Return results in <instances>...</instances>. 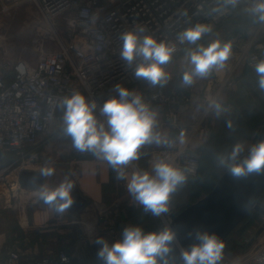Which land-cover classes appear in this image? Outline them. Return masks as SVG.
<instances>
[{"label":"built area","instance_id":"1","mask_svg":"<svg viewBox=\"0 0 264 264\" xmlns=\"http://www.w3.org/2000/svg\"><path fill=\"white\" fill-rule=\"evenodd\" d=\"M23 3L31 4L38 16L31 39L38 58L31 66L21 60L10 65L0 57L2 211L16 207L19 202L24 205L21 197L35 191L22 188L19 176L24 171L36 172L47 166L40 161L38 140L57 121L63 98L73 91H80L89 100L102 105L106 95L114 92L115 85L130 86L142 80L133 75L135 64L142 58H137L132 67H127L120 58V35L124 31L133 26L145 27L147 32L144 34H151L158 41H167L175 46L173 58L188 44H181L176 39L185 28L202 23L213 31L232 17V9L238 6L247 16H253L246 11L253 0H239L235 5L231 0H0V13H8ZM47 43L53 49L46 50ZM229 43L231 56L223 67L222 78L240 66L255 71L254 66L264 52V39L253 42L241 55L237 54L242 50L240 41L231 40ZM211 75L210 82H221L215 76V68ZM229 83L234 86L233 82ZM191 101L187 91L172 89L166 92L163 87L151 90L145 100L150 106L156 105L171 125L177 124L179 113ZM223 109L224 112L230 111L231 106L226 105ZM96 111L99 114V107ZM183 169L185 176L194 178L198 158L185 156ZM117 218L111 209L99 212L97 233L118 238ZM161 218L164 227L172 219L171 212L165 215L166 220ZM256 240L248 247L251 249L249 256L245 254L248 248L240 250L236 256L224 254L221 264H264V243ZM240 241V247L248 243V240ZM51 256L56 264L70 262V256L63 251L38 260H21L18 249L13 247L0 259V264H52Z\"/></svg>","mask_w":264,"mask_h":264},{"label":"clouds","instance_id":"2","mask_svg":"<svg viewBox=\"0 0 264 264\" xmlns=\"http://www.w3.org/2000/svg\"><path fill=\"white\" fill-rule=\"evenodd\" d=\"M232 4L239 0H231ZM246 11L264 22V0H253ZM212 31L206 24L196 23L177 34L181 43L196 44L188 52L191 70L182 77V85L187 87L194 78H207L213 68H223L231 56V44L215 40L206 47L197 44L205 34ZM143 26H133L120 35L122 41L120 58L127 67H132L137 58L133 75L155 87L163 86L169 79L165 71L175 46L167 41H158L151 34H144ZM254 70L258 76V86L264 90V59L257 62ZM116 95L109 96L102 105L89 100L80 91H73L61 101L63 109V131L71 138L73 148L78 152H91L97 159L111 165L116 173L115 178L125 182L127 193L132 201L141 206L144 213L160 217L169 212V201L172 194L182 185L186 177L183 171L167 161L157 160L152 171L136 169L128 173L125 169L140 159V149L145 144L170 142L156 131L158 113L142 95L124 87L114 86ZM104 117L101 120L97 115ZM217 116L224 109L219 102L209 104ZM231 128V122L228 123ZM245 147L237 143L228 156V170L235 176H246L251 173L264 172V139L250 145L247 155L240 159ZM40 175L50 177L54 167H41ZM75 183L65 177L54 188L42 187L39 198L52 207L56 213L67 212L74 204L73 189ZM189 236L195 241L187 247L179 245L178 233L170 225L146 231L139 224H128L123 227L119 237L109 241L104 237L97 238L98 264H174L172 253L179 247L180 264H220L225 242L220 236L206 229L194 228Z\"/></svg>","mask_w":264,"mask_h":264},{"label":"crops","instance_id":"3","mask_svg":"<svg viewBox=\"0 0 264 264\" xmlns=\"http://www.w3.org/2000/svg\"><path fill=\"white\" fill-rule=\"evenodd\" d=\"M231 40L233 39H228L227 43H229ZM206 41L207 39H204L198 44L201 45ZM244 41L251 44L254 42L253 39H245ZM244 41L240 40L241 43ZM203 46L206 47V45ZM186 60H189L188 53L183 52L182 54L177 55L172 60L173 63L168 65L169 67L171 65L172 68L169 70V72H167L169 74L167 83L163 86L157 85L154 87H163L166 92L171 91L172 89L187 91L192 98L191 104L185 108V110L179 113L178 122L176 125H171L170 122L165 117H163L162 112L156 107V105L151 106L158 113V124L156 131L170 142V146L169 144L164 143H161L160 145L155 143L143 145L140 149V159L131 162L127 166L126 171L128 173H131L136 169L151 172L153 164L157 160L161 159L181 169L184 173L183 161L185 160V156H194V153H197V151L208 139L210 131L215 126L216 120L228 114L229 111H222L221 114L217 116L215 109L210 108L209 104L212 102H219L222 108H224L226 105L231 106V99L229 98V95L227 98L224 91V88L230 89L236 87L235 83L233 87L229 85L230 83L228 81V77L230 73L226 77L225 81L222 82L221 78L224 75V69L215 68V76H218V78L219 75L217 72L219 69L223 72V75L219 78L221 81L220 83H218V81L210 82V78L212 77L211 75L207 78H194L193 83L190 86L185 87L182 85V77L186 71L191 70V66L187 67L183 65L184 67H181L179 65ZM166 65L167 64H165L164 67ZM124 87L141 94L144 100H146L151 90H153L151 85H149L144 80H140L135 85ZM113 94L116 95L115 91L110 95H106L105 99H107L109 96H112ZM230 95H232V93ZM57 116L58 119L53 123L49 132L45 135H42L38 140V148H40V161L45 163L47 166L54 167L55 169V172L52 176L44 177L45 181L43 187L51 189L58 186V184L64 180L60 177V174L64 173V175L68 178H74V189L79 190L81 195L87 200V204L78 214L71 216L68 214V212L62 214L56 213L52 207L40 204V199L38 201H31L32 208L28 213V222L26 221V216H24V221L26 225L31 227L30 231L40 230L43 234H58V231L56 230L60 229V231H64L65 229L69 228V226H75L78 224L81 226V233L87 237H89V234H92L93 232V239L98 234L96 231L98 213L102 210L108 209L107 207H110L108 206L109 203L117 204L118 201L122 200L123 197L129 196V194L127 193L125 182L115 178L116 173L113 171L111 165H109L106 161L97 159L91 152H86L82 156L76 153V150L72 146L71 138L66 136L63 131L64 126L62 108L58 112ZM39 170L40 169L36 170V172H39ZM111 170L113 171L112 176ZM185 177V182L178 186L177 190L172 194L169 201L168 213L171 212V216L172 213H179L182 211V209L184 210L187 208V189L192 178L187 176ZM123 187L125 188L124 190H126L124 195L121 194ZM35 191L38 190L35 189ZM34 194V192H30L29 196ZM130 200L126 203L128 206L129 204L131 205L134 203L132 199ZM25 206V204L21 205V202L16 205V207L19 209L22 208V211H24ZM113 211L118 216V222L123 223V220L126 218V212H119L115 211L114 209ZM166 214H163V216L165 217ZM64 216L66 217V221L63 218ZM161 217L162 215L158 217V220L160 221L162 227ZM77 218H79L78 221ZM173 218L174 217H172V219ZM256 221L257 223H255ZM252 223H255L256 226H248L247 230L245 231L247 232V235L244 237V239L242 236L245 232L241 234L243 241H249L260 225L264 223V217L260 216ZM26 225L22 223L21 226L24 227ZM18 227L21 231V227L19 225L17 228ZM15 229L16 227L13 228L12 232L14 233L11 232L9 235L14 236V234H16ZM7 235V233L5 235L0 234V259H2L7 251L12 248L13 243L11 241L7 244V238L9 236ZM260 240H264V238H260ZM6 247H8V249H6L4 252L3 249ZM238 251L240 253V250H237L232 253V256L237 255L236 253H238ZM224 254L226 253L224 252Z\"/></svg>","mask_w":264,"mask_h":264},{"label":"rangeland","instance_id":"4","mask_svg":"<svg viewBox=\"0 0 264 264\" xmlns=\"http://www.w3.org/2000/svg\"><path fill=\"white\" fill-rule=\"evenodd\" d=\"M235 8L236 7L232 9V20L231 21L229 20L231 18L230 17L229 19L222 22L215 30L211 31L210 33L205 34L199 41H197V44L203 41L204 39H207V41L201 45H206V46L215 40H219L223 44V43H227L228 39H233L235 41L237 40L244 41L245 39H249V40L253 39L254 42L259 41L257 39H264V22L259 21V19L256 16H252L251 18L256 17L258 20L256 22L255 21L249 22V24L247 25L248 27L246 26L247 28L243 27L242 24H240V20L243 19V17L244 18L247 17V15L243 11H240L239 13L236 10L234 11ZM238 8L240 9L239 6ZM37 17L38 16H37V13L34 7L29 3L20 4L8 13H4V14L0 13V46H1L0 47L1 48L0 57L3 58V60L6 63H9L10 65H12L16 61L21 60L33 66L37 62L38 54L34 51V48L31 45L32 29L35 25V22L37 21L36 20ZM61 30H62V27H60V31ZM250 44L251 43H246L245 41L242 42L241 43L242 50L239 51L237 54L241 55L242 53L246 52ZM45 47H46V50L53 49L51 48L53 46H51L50 43H47ZM195 48H196V44H187L184 47V50L182 51V53L183 52L188 53L189 51H192ZM172 60L173 59H171L165 67L163 66L166 72H169V70L172 68L171 65L170 67L168 66L169 64L173 63ZM183 65L187 67L191 66L189 63V60L183 61V63H181L179 66L182 67ZM244 70H245V67L240 66L238 68H235L232 74L229 75L228 81L235 83L236 87L230 88V89L224 88V91L226 93L225 95L227 96V98H228V95L231 100H235L237 98L238 94L236 95L237 93L236 91L238 88L241 75L244 72ZM217 73L219 75V78L223 75V72L220 69ZM226 76L228 75L226 74L221 79L222 82L225 81ZM248 89L247 91L250 92L251 95H253V93H257L258 95H261L259 100L264 101V90H262V93H261V90L258 89L257 86L256 87L252 86ZM231 93L232 95H230ZM233 94H234V97L232 98ZM97 115L98 117H100L98 113ZM262 124H264V122H262ZM258 133L259 131L256 133V135L253 138L242 143L245 147V150L243 153L247 152L248 147L256 142ZM194 154L198 158L197 153H194ZM125 170H127V168ZM60 177L64 179L67 176H65L64 173H62L60 174ZM70 179H72V177H70ZM72 180H74V178ZM124 189L125 188L123 187V190H121V194L123 195L125 194V191H126ZM32 192L35 193L32 196L24 195L21 197V200L26 205L23 212H22V208L18 209V207H14L12 209L5 210V211L0 210V234L5 235L7 233L9 235L13 231V228H15L16 226L18 225L21 226L22 223L26 225L24 221L25 219L23 216H21V214L23 213L25 214L24 216H26V221L28 222V213L31 211V208H32L31 201H38L40 199L39 198L40 189L38 191H32ZM202 197L203 196H201V198ZM130 199H131L130 196L123 197L122 200L118 201L119 203L117 202V204L109 203L108 206L110 207H107V208L111 209L112 211L114 209L115 211L126 212L125 211L126 206H128L126 203ZM258 204L261 207H264V205H262L264 204V199H262V201H259ZM132 205L133 207H137V208L140 207L136 205L135 203H132L131 206ZM162 217L164 218L163 214H162ZM259 217H260L259 215H254V216H251V218L249 219H245L244 222L248 224L247 226L252 225V227H255L256 226L255 223H257V221L255 223H252V222H254ZM63 218L66 221V217L64 216ZM156 218L158 219V217ZM140 219H141L140 222L134 223V224H139L142 227H145V226L149 227V225H151L152 223L151 218L149 220V213H144V211ZM78 220L79 218H77V221ZM169 223L170 222H167V225H169ZM128 224L130 223H127V225ZM80 227H81L80 225L76 224L75 226H69V228L65 229L64 231H60V229H58L60 227H58L57 228L58 230H56L58 231V234H52V236L44 240L45 246L44 245L42 246L40 241L37 243L34 241L32 246H27V245H30L29 242L32 241L33 238L30 237V240H29L28 233L30 232L31 227L29 225H26L23 228H21L22 229L21 232L26 235V242H25L26 248L22 250L19 249L20 251L19 250L18 251L22 256V259L24 260H29V257L31 256L36 257L35 259H40V258L48 256V254L53 255V254L58 253L59 251H63L70 256V262L68 264H98V261H91V255L93 256V254L91 252L90 242L92 243V240H93L92 237L94 236V233L92 232V234H89V237H87L86 235L81 233ZM53 233H56V232H53ZM20 235L22 237V234H18V231H17L16 234H14V236L9 235L8 238L5 236L8 240L7 244L10 243L11 241L10 239H13L14 242L19 241ZM246 235H247V232H245L244 235L242 236L243 239L244 237H246ZM262 236H264V232H262V234L257 239L259 240L260 243H264V240H260V238H264ZM103 237L108 239L109 241L113 240V238H110L107 236H103ZM241 243H242L241 241H238L239 245ZM8 247L3 249V251L5 252V250L8 249ZM40 249H44V250L40 252ZM236 254L237 255L240 254L239 251ZM245 254L249 256L251 254V249L248 248ZM51 257L53 258V256ZM52 264H56V261L54 260V258L52 259Z\"/></svg>","mask_w":264,"mask_h":264},{"label":"trees","instance_id":"5","mask_svg":"<svg viewBox=\"0 0 264 264\" xmlns=\"http://www.w3.org/2000/svg\"><path fill=\"white\" fill-rule=\"evenodd\" d=\"M235 10L238 11V13L240 12V9L238 7H236L234 11ZM229 20L231 21L232 17ZM257 20L258 19L256 17L251 18L247 16L245 18L243 17V19L240 20V24H242L243 27H246L249 24V22L252 21L256 22ZM175 57H173L172 59H174ZM262 59H264V52H262L261 60ZM252 86L253 87L257 86V88L260 89L258 86V76L255 71H251L245 68L244 72L241 75L238 88L236 91L237 92L236 95L238 94L237 98L236 99L234 98L235 100H230L231 110L228 112L226 116L218 118L216 120L215 126L209 133L208 139L205 141L202 147L197 151V155L199 158L198 170L196 176L190 180V184L187 189V196H188V203L186 205L187 207L195 203L199 198H201V196H204L213 190V187L216 185L218 179L228 169L227 164L229 163V161L227 158L232 152L234 146L237 143H243L247 140H250L260 130L262 122H264V101L259 100L261 95H258L257 93H253V95H251L250 92H248L249 91L248 88ZM151 87L155 89L153 86ZM233 97L234 94L232 98ZM229 122H231L232 125L231 128L228 127ZM39 150L40 148H37L38 152ZM112 174L113 171L111 170V176ZM262 195L259 201H262V199H264V196ZM125 211H126L125 220L123 221V223H119V222H118L119 224L117 223L119 234L123 229V227L127 225V223L130 224L138 223L141 221L140 217L143 215V209L141 206L139 208L133 207V205L126 206ZM177 213L178 212L172 213V217H174ZM254 215L257 214L250 212L247 215L246 219H249L251 218V216ZM150 218L152 221L151 225H149V227L147 226L143 227L146 231H153L162 228L160 221L149 213V220ZM245 224L246 222L240 224L229 235V237L225 241L224 252L227 255L232 256L233 252L237 250L245 249V245L242 247L238 245V241L242 239L241 234L245 232L248 228L247 224L246 225ZM15 231L16 232L18 231V234H22V237L20 235L19 237L20 240L17 242H14L13 239H10L11 242L13 243L12 248L16 247V249L22 250L26 248L25 245L26 235L23 234L19 230V228H17V226ZM28 234H29L28 237L29 240L30 237H32L33 239L30 242L27 240L30 244L27 246H32L34 241L36 243L40 241L42 246L43 245L45 246L44 240L52 236V234H46V233L43 234L41 233L40 230L30 231ZM43 250L44 249H40V252H42ZM35 258L36 257L31 256L29 257V260H38ZM21 260L24 259L21 258ZM91 261H97V259L91 255Z\"/></svg>","mask_w":264,"mask_h":264},{"label":"water","instance_id":"6","mask_svg":"<svg viewBox=\"0 0 264 264\" xmlns=\"http://www.w3.org/2000/svg\"><path fill=\"white\" fill-rule=\"evenodd\" d=\"M262 139H264V124L259 130L255 143ZM246 155L247 152L242 154L240 159ZM44 181L45 178L40 175V172L24 171L19 176V184L25 189L39 190L43 187ZM72 194L75 202L67 212L74 216L86 206L87 200L78 189H73ZM262 194H264V172L235 176L227 169L210 193L179 212L169 225L177 231L179 245L183 247L195 242L189 236V232L197 227L217 233L225 242L229 235L244 222L250 212L264 217V207L258 204ZM40 204L47 205L41 199ZM262 232H264V223L249 239L245 249L258 239ZM100 237L103 236L98 234L91 243V251L96 259L99 248L96 240ZM172 256L174 264H180L179 247H175Z\"/></svg>","mask_w":264,"mask_h":264}]
</instances>
